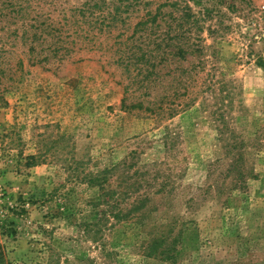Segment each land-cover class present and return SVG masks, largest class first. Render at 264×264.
<instances>
[{
	"label": "rangeland",
	"instance_id": "obj_1",
	"mask_svg": "<svg viewBox=\"0 0 264 264\" xmlns=\"http://www.w3.org/2000/svg\"><path fill=\"white\" fill-rule=\"evenodd\" d=\"M0 263L264 264V0H0Z\"/></svg>",
	"mask_w": 264,
	"mask_h": 264
},
{
	"label": "trees",
	"instance_id": "obj_2",
	"mask_svg": "<svg viewBox=\"0 0 264 264\" xmlns=\"http://www.w3.org/2000/svg\"><path fill=\"white\" fill-rule=\"evenodd\" d=\"M145 22H147V21H144V22L143 21H140L139 24H142V23H145ZM163 59H165V57L164 56L163 57L161 56L160 57V61L161 60L163 61ZM146 71H148L147 68H146ZM149 77H150V73H147L146 75H144V77L140 81L144 82L145 80H148ZM31 159H32L31 164H33L36 159H35V157H32V156H31ZM161 244H165V238L164 237L159 238L158 240H155L154 243L150 244L149 245L150 247H149L148 253L149 254L157 253V250L159 249V246ZM173 250H174V244L170 243V245L168 244L164 249H162L161 253L166 254V253L172 252Z\"/></svg>",
	"mask_w": 264,
	"mask_h": 264
}]
</instances>
